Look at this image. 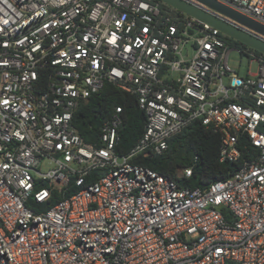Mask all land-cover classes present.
Segmentation results:
<instances>
[{"label":"built area","instance_id":"1","mask_svg":"<svg viewBox=\"0 0 264 264\" xmlns=\"http://www.w3.org/2000/svg\"><path fill=\"white\" fill-rule=\"evenodd\" d=\"M216 1L264 26V0ZM226 37L159 0H0V264H264V54L240 75ZM105 82L145 114L125 154L119 105L99 144L72 123ZM192 121L230 176L190 188L136 162Z\"/></svg>","mask_w":264,"mask_h":264},{"label":"trees","instance_id":"2","mask_svg":"<svg viewBox=\"0 0 264 264\" xmlns=\"http://www.w3.org/2000/svg\"><path fill=\"white\" fill-rule=\"evenodd\" d=\"M225 39L229 46L236 47L239 53L246 56L245 50L248 48L245 44L232 38ZM254 52L256 55L261 54L257 50ZM136 102L135 95L118 89L112 82H105L98 94L78 105L72 123L86 142L99 144L104 122L113 114L114 107L119 105L124 121L118 130L120 138L116 151L125 154L137 144L144 130L145 114ZM219 148V133L198 121H192L168 139V146L161 154L151 158L139 156L136 162L176 181L180 186L205 189L211 182L230 176L239 167L235 162H220ZM190 165L193 166L192 174L185 177L182 169ZM104 173L105 170L92 171L89 174L90 181ZM58 199L55 195L44 206L50 207Z\"/></svg>","mask_w":264,"mask_h":264},{"label":"water","instance_id":"3","mask_svg":"<svg viewBox=\"0 0 264 264\" xmlns=\"http://www.w3.org/2000/svg\"><path fill=\"white\" fill-rule=\"evenodd\" d=\"M178 11H181L189 16L196 18L199 21L205 22L219 31L225 33L227 36L237 40L248 47H251L264 54V40L252 35L251 33L233 25L228 22L223 16L231 18L236 22L258 32L264 36V26L248 19L247 17L237 13L231 8L217 2L216 0H195L200 4L208 7L206 9L189 0H159ZM219 13L223 16H220Z\"/></svg>","mask_w":264,"mask_h":264},{"label":"rangeland","instance_id":"4","mask_svg":"<svg viewBox=\"0 0 264 264\" xmlns=\"http://www.w3.org/2000/svg\"><path fill=\"white\" fill-rule=\"evenodd\" d=\"M182 55L184 56L185 59H190L192 57L193 49L189 44L186 45L185 49L182 51ZM228 58L231 68L236 70L240 75H246L248 72L253 73L257 70L256 62L249 60L247 56H245L243 53H239L234 48H231ZM47 165H49V163H47ZM45 166L46 164H43L41 166V169L44 170ZM51 167L52 165H49V168Z\"/></svg>","mask_w":264,"mask_h":264}]
</instances>
